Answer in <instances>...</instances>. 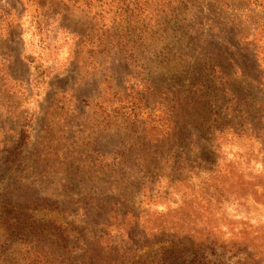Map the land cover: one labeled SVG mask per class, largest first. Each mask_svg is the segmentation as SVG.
Returning a JSON list of instances; mask_svg holds the SVG:
<instances>
[{
    "label": "rangeland",
    "instance_id": "rangeland-1",
    "mask_svg": "<svg viewBox=\"0 0 264 264\" xmlns=\"http://www.w3.org/2000/svg\"><path fill=\"white\" fill-rule=\"evenodd\" d=\"M115 1L0 0V264H264V0Z\"/></svg>",
    "mask_w": 264,
    "mask_h": 264
},
{
    "label": "trees",
    "instance_id": "trees-1",
    "mask_svg": "<svg viewBox=\"0 0 264 264\" xmlns=\"http://www.w3.org/2000/svg\"><path fill=\"white\" fill-rule=\"evenodd\" d=\"M163 1L174 2L176 0H116L115 1V8H117L120 11H126V12L130 11L131 14H135V12L139 11L143 15L141 8H142L143 12H145V9L148 8L149 5H151L152 3H155V2L161 3ZM119 5L122 6V7H120V9L118 8ZM124 7H125V9H124ZM117 26H118V28H117V32H118V30L121 27V24H117ZM24 136H25V134H23V137Z\"/></svg>",
    "mask_w": 264,
    "mask_h": 264
}]
</instances>
